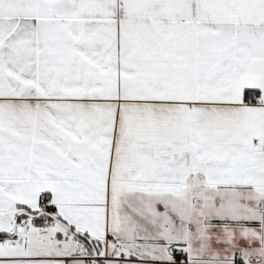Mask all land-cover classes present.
I'll use <instances>...</instances> for the list:
<instances>
[{
	"label": "snow or ice",
	"instance_id": "snow-or-ice-1",
	"mask_svg": "<svg viewBox=\"0 0 264 264\" xmlns=\"http://www.w3.org/2000/svg\"><path fill=\"white\" fill-rule=\"evenodd\" d=\"M0 264H264V0H0Z\"/></svg>",
	"mask_w": 264,
	"mask_h": 264
}]
</instances>
